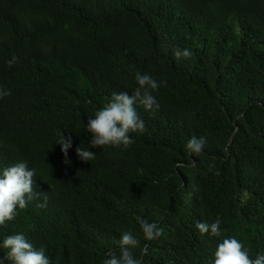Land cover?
Returning <instances> with one entry per match:
<instances>
[{"label":"trees","instance_id":"16d2710c","mask_svg":"<svg viewBox=\"0 0 264 264\" xmlns=\"http://www.w3.org/2000/svg\"><path fill=\"white\" fill-rule=\"evenodd\" d=\"M136 71L164 82L159 109L137 104L144 132L82 162L89 115L131 95ZM0 89V166L37 173L0 237L24 233L51 264H103L131 231L139 264H210L219 238L195 225L219 217L250 257L264 252V0H0ZM142 221L161 234L145 240Z\"/></svg>","mask_w":264,"mask_h":264},{"label":"clouds","instance_id":"9594fccd","mask_svg":"<svg viewBox=\"0 0 264 264\" xmlns=\"http://www.w3.org/2000/svg\"><path fill=\"white\" fill-rule=\"evenodd\" d=\"M176 58H190L192 51L189 48H176L173 51ZM8 61L9 65L14 62ZM136 87L128 91L112 92L108 102L89 115L84 124L91 139L88 147L77 146L75 152L82 162L92 161L94 151L90 146L97 148L102 146L127 147L133 143L132 133H143L145 122L136 111V105H142L146 110H158L160 105L153 94L164 83L158 81L148 73L136 71L134 74ZM10 95V91L0 89V99ZM56 143L60 144L61 151L67 159L68 150L73 147L71 135L63 133ZM204 146L203 138L192 137L186 144V149L192 153H198ZM211 168L212 165H209ZM36 169L30 166L26 159H17L11 165L0 166V226L6 221L14 220L17 209L28 206L29 200L34 194V177ZM223 221L217 217L214 222H197L195 227L200 234H208L219 238V242L211 254L210 264H264V252L257 253L255 258L250 257L248 250L240 240L233 236L223 235ZM141 232L145 240H152L159 236L162 229L156 223L142 221ZM120 252H108L103 264H139L133 256L132 249L140 244V240L131 231H122L118 240ZM0 264H51L50 256L46 255L44 248H34L24 233L18 232L0 237Z\"/></svg>","mask_w":264,"mask_h":264}]
</instances>
